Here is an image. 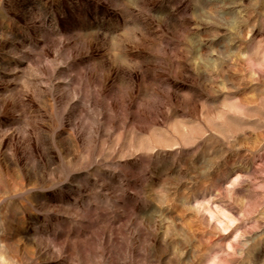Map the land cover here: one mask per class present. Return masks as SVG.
Segmentation results:
<instances>
[{"label":"clouds","instance_id":"1","mask_svg":"<svg viewBox=\"0 0 264 264\" xmlns=\"http://www.w3.org/2000/svg\"><path fill=\"white\" fill-rule=\"evenodd\" d=\"M0 264H264V0H0Z\"/></svg>","mask_w":264,"mask_h":264}]
</instances>
